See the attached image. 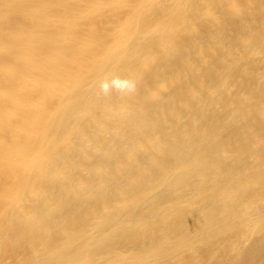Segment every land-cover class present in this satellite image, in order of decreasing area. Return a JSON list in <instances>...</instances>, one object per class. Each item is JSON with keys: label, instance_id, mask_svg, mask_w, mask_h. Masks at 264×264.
<instances>
[{"label": "bare ground", "instance_id": "6f19581e", "mask_svg": "<svg viewBox=\"0 0 264 264\" xmlns=\"http://www.w3.org/2000/svg\"><path fill=\"white\" fill-rule=\"evenodd\" d=\"M0 264H264V0H0Z\"/></svg>", "mask_w": 264, "mask_h": 264}]
</instances>
